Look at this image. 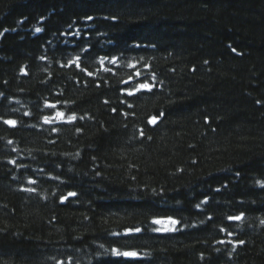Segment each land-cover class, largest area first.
Here are the masks:
<instances>
[{"label":"trees","instance_id":"obj_1","mask_svg":"<svg viewBox=\"0 0 264 264\" xmlns=\"http://www.w3.org/2000/svg\"><path fill=\"white\" fill-rule=\"evenodd\" d=\"M0 264H264V0H0Z\"/></svg>","mask_w":264,"mask_h":264},{"label":"snow or ice","instance_id":"obj_2","mask_svg":"<svg viewBox=\"0 0 264 264\" xmlns=\"http://www.w3.org/2000/svg\"><path fill=\"white\" fill-rule=\"evenodd\" d=\"M89 19H91V17H89ZM36 31L39 32V31H41V29L37 28ZM233 51H235V49H233ZM89 75H91V73H89ZM140 88L149 89L150 90L151 89V85H149L147 83L141 84ZM131 94L132 93L129 92V95H131ZM57 116H61L62 117L63 113H57ZM69 119H75V117H70ZM155 120H156V118L154 117V118H152V120L150 122L151 123H155ZM6 123L14 124L15 122L14 121H6ZM69 195L71 196V195H75V194L74 193H70ZM235 219L239 220V219H241V217H236ZM153 223L160 224L162 222L160 220H154ZM170 223L174 225L177 222L170 219ZM156 230L160 231L161 229H156ZM164 230H168V229H164ZM136 231H139V229H136ZM241 243H243V242L241 241ZM113 254H115V255H123V256H126V257H136L137 256V253H135V252H123V253H121V252H119L116 249H113Z\"/></svg>","mask_w":264,"mask_h":264},{"label":"rangeland","instance_id":"obj_3","mask_svg":"<svg viewBox=\"0 0 264 264\" xmlns=\"http://www.w3.org/2000/svg\"><path fill=\"white\" fill-rule=\"evenodd\" d=\"M169 223L168 222H165L163 225H168Z\"/></svg>","mask_w":264,"mask_h":264}]
</instances>
